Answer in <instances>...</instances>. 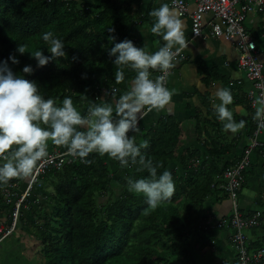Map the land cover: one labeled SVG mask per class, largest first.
Returning a JSON list of instances; mask_svg holds the SVG:
<instances>
[{"label":"trees","instance_id":"16d2710c","mask_svg":"<svg viewBox=\"0 0 264 264\" xmlns=\"http://www.w3.org/2000/svg\"><path fill=\"white\" fill-rule=\"evenodd\" d=\"M140 1L0 0V60L15 55L20 63L10 65L12 70L19 74L30 65L32 73L23 75L37 83L45 99L56 98L57 105H61L66 96L71 97L74 107L85 109L86 115L89 99L100 100L102 91L110 93L111 89L121 88L136 74L127 66L115 64L109 50L116 42L131 40L128 26L144 20L139 14ZM47 31L64 42L66 56L38 67L28 52L42 49L50 55L49 45L42 40V33ZM132 42L146 51L142 43ZM21 46L26 53L16 51ZM117 71L125 73L123 82L116 81ZM249 126L247 134L251 133ZM129 135L137 144L148 142L141 152L154 165H160L158 174L164 170L172 173L175 191L170 200L152 208L146 197L128 190L129 178L148 176L139 163H130L120 180L114 182L106 154L90 153V163L72 156L59 172L51 170L46 175L42 184L44 201L34 204L33 194L27 209L20 210L14 231L5 238L0 234V244L21 237V246L30 251L24 242L38 243L39 248L33 249L35 264H192V256L202 255V250L193 251L190 237L200 227L203 204L216 192L210 190V184L226 169L221 157L230 147L225 143L224 147L204 150L209 160L203 161L196 172L186 160L198 159L200 153L184 152L182 176L170 167L180 144L181 129L176 119L159 118L149 129ZM65 149L60 146L59 150ZM24 181L25 177H20L9 182ZM4 185L0 184V225L8 227L14 206L5 204L1 196ZM114 188H121V193ZM100 198L106 199L103 206L96 201ZM262 246L261 241L252 245Z\"/></svg>","mask_w":264,"mask_h":264},{"label":"clouds","instance_id":"9594fccd","mask_svg":"<svg viewBox=\"0 0 264 264\" xmlns=\"http://www.w3.org/2000/svg\"><path fill=\"white\" fill-rule=\"evenodd\" d=\"M150 15L155 17L151 32L157 36H161L166 41L162 47L153 53H149L143 48L135 46L131 40L125 39L114 43L109 50V55L115 57L113 61L115 64L127 66L135 70L136 73L131 80L130 91L121 95L115 105V112L119 117L118 119L114 118L113 105L106 102L91 104L86 115H82L74 107L71 97L66 96L62 104L57 105L56 98L50 97L45 99L38 91L37 83L25 78L23 74H30L33 71L30 65H25L21 69V73L18 74L10 66L20 63L15 55L9 54L6 59L0 60V184H5L1 191V196L5 204L6 198L3 195L5 187L8 184H17L19 190L22 191L29 177L35 179L33 173L38 162L46 158L48 152L54 150L60 153L68 151L72 156L79 157L84 163H90L87 157L93 152L100 155L106 154L109 158L118 161L121 167H127L130 163H139L143 169L147 170L148 176L139 179L129 178L127 181L128 190L136 194H142L146 197L148 205L152 208H156L162 202L171 199L175 191L172 173L164 170L161 174H158L157 169L160 165H154L152 160L146 159L145 155L141 152L142 148L148 146V142L145 140L137 144L135 137L129 135L139 130V116L144 114L145 109L147 111L163 109L171 103L174 90L166 87V76L169 75L168 70L170 69L171 71V68L174 67L177 53L187 47L183 31L184 25L179 18L178 12L174 8H170L168 3H163L160 7L153 9ZM109 31L112 32L114 29H109ZM110 39L114 41L115 37H110ZM42 40L49 45L48 52H50V55H45L42 49L28 52L29 57L36 61L38 67H43L56 58L66 56L64 42L56 38L52 31L43 32ZM175 45H179V48L173 51ZM16 51L19 54L26 53L22 46L17 47ZM157 69L161 72V75H156L153 79L152 71L150 70ZM115 79L117 82H123L125 80V73L123 71H117L115 73ZM250 94L255 95V93ZM214 95L219 103H213V109L217 114V118L223 123L221 125L219 124L217 118L213 116L209 108L208 113H211V116L216 121L209 118L207 125L210 126L214 122L216 126L223 125L226 131L232 133L242 129L245 121H235L233 112L228 107L233 103L231 91L228 88H217ZM249 101L251 103L250 99ZM250 107L252 109L254 107L256 108V110L254 109L256 111V119L255 123L251 124L252 129L250 134H247L244 129V137L247 140L255 139L258 142V139H260L258 137L262 135L264 129V94L258 96L256 98V104L251 103ZM216 129L218 133H221L220 127H216ZM246 135L249 137H246ZM219 136L214 131V136H211V144L208 147H203L201 150H195L200 153L201 157L186 160L195 172L198 171L203 161L209 160L205 156L204 150L211 149L213 146L224 147L225 142H220ZM49 141L54 145L64 146L66 149L62 151L59 149L48 150ZM181 141L180 135L179 148L174 153L175 160L170 164V167L180 175L183 172L180 166L182 155L186 152H182L181 150ZM249 145V143H245L244 148H242L237 158L229 162L232 163L231 165L224 161L226 158L225 154L230 149L222 155L221 165L226 166V169L221 176H217L210 184V190L212 192L216 191L212 195L220 194L226 198L222 190L215 188V190H212L211 185L222 183L221 179H223L224 173L235 168L242 158L243 151L248 149ZM258 146L251 150L250 164L243 172V183L238 192V196L245 184V174L251 167L253 158L255 157V151L259 148ZM46 175H49V173ZM20 177H25L23 184L9 182L12 178ZM45 177L40 180L39 187L35 186L34 190L30 192V197L24 203L25 208L24 206H20V210L27 209L29 200L33 194L35 198L33 201L34 204H38L39 201H44L42 198L45 187L42 184L46 179ZM114 189L117 192V188ZM105 200V198H100L96 201H98L99 206H103ZM13 206L12 213L15 211V205ZM255 213L261 214L259 225L250 230L260 234L250 238L246 236L247 233L245 231V236L251 242V247L255 242H262L263 246L260 248L252 247L254 250L264 248V234L260 232V229L262 230L261 225H264V212L254 211L243 213L249 216ZM227 216L228 214L220 220L227 218ZM220 220L216 228L225 230L218 227ZM200 222L203 223L202 218ZM15 226H11V221L8 227L3 226L4 229L0 231L2 238L10 235L14 231ZM203 242V245L192 244L193 251L202 250V255H198L199 264L201 258H207L212 254L217 240L209 241L205 238ZM225 263L216 258H211L204 262V264ZM192 264H194L193 261ZM256 264H264V261Z\"/></svg>","mask_w":264,"mask_h":264},{"label":"crops","instance_id":"0c3cea01","mask_svg":"<svg viewBox=\"0 0 264 264\" xmlns=\"http://www.w3.org/2000/svg\"><path fill=\"white\" fill-rule=\"evenodd\" d=\"M140 2L139 14L144 20L128 26L127 35L132 41L142 43L146 47V52L153 53L162 47L166 41L161 36L151 32L155 17L151 16L150 12L163 3H168L170 6V2L168 0H141ZM188 3L192 9V0H189ZM180 19L184 25L183 31L187 47L179 51V55L175 57L174 67L171 68L167 76V87L174 90L172 101L163 109L151 111L145 109L144 114L139 116L137 133L157 124L159 118L172 117L179 122L182 152L208 147L211 144V136H214V131H217L214 122L210 126L207 125L209 118H211L208 108L217 118L213 103H219V101L215 98L214 93L217 88H228L233 95V103L228 107L233 112L234 120L237 122L245 121L244 127L239 131L228 132L232 136L230 143L227 140L229 134L223 131V125L220 126L221 133L227 136L222 137L220 135L219 141L228 143L225 147H230V151L225 154L224 161L231 165L232 163L229 162L237 158L245 143H251L244 136L247 126L250 125L249 129L251 130V124L255 123L256 119V108L254 107V110L250 107L251 103L256 104V98H253L251 103L248 99L250 93H255L253 83L247 79L244 70L238 67L236 54L228 44L213 39H192L189 19ZM246 28L256 43L257 61L261 64L264 73V13L249 17L246 21ZM176 48H179V45H175L173 51ZM150 71H152V78L154 79L158 72L157 70ZM122 86L111 89L110 93L102 91L100 100L91 98L88 102L90 104L110 103L113 105L115 117V105L121 95L130 91L131 80L128 83L123 82ZM77 110L84 115L85 109ZM217 121L220 125L223 123L218 118ZM258 138H260L258 139L259 148L255 151L251 167L245 174V184L239 194L240 209L243 213L264 212V200H261L264 199V129ZM51 149H60V146L52 143L48 150ZM107 159L112 164L111 178L116 182L120 180L121 173L125 171L126 167L119 166V162L114 159L109 157ZM117 192L120 194L121 188H117ZM225 215H227V208L225 198L222 195H212L203 204L201 215L203 223L200 222V228L204 232L203 240L206 238L209 241H215L216 239L217 243L212 254L207 258H201L200 264H204L211 258L224 261L225 264H233L234 251L230 249L227 232L216 228L218 221ZM260 232L264 234V228L260 229ZM259 234L253 231V237Z\"/></svg>","mask_w":264,"mask_h":264},{"label":"built area","instance_id":"2783aa9c","mask_svg":"<svg viewBox=\"0 0 264 264\" xmlns=\"http://www.w3.org/2000/svg\"><path fill=\"white\" fill-rule=\"evenodd\" d=\"M168 1L171 8L178 12L179 18L189 19L192 39L218 40L228 44L234 50L238 67L244 70L247 79L254 86L255 95L249 94L248 99L252 100L264 94V73L261 64L257 61L256 43L246 28L249 17L264 13V0H192V9L188 3L189 0ZM169 72L170 69L168 74ZM159 75L161 72L157 74ZM250 141L248 149L243 151L242 158L235 168L224 173L222 183L211 185L212 190L218 189L224 192L225 202L230 205L227 218L220 220L218 227L227 232V239L234 251L233 264H256L264 261V248L254 250L245 236V231L259 225L261 214L244 215L240 209L238 196L243 183V172L250 164L251 150L258 146L255 139ZM71 157L68 151L48 152L47 157L39 161L34 170L35 179L29 177L22 191L17 184H8L5 187L3 195L6 198V204L15 205V209H20V206L25 208L24 203L30 197L34 187H39L40 180L51 170L60 171ZM14 216L16 217V214ZM15 224L16 221L11 222V226ZM2 229H4L3 226H0V231Z\"/></svg>","mask_w":264,"mask_h":264},{"label":"rangeland","instance_id":"374dc122","mask_svg":"<svg viewBox=\"0 0 264 264\" xmlns=\"http://www.w3.org/2000/svg\"><path fill=\"white\" fill-rule=\"evenodd\" d=\"M224 132L226 134H229L228 133L229 131H226L225 129H224ZM216 133L218 135H221L222 137H225L226 135V134L223 135L222 133H218L217 131ZM230 137L232 136L229 134L227 136L228 143L231 142ZM49 143H51V141L48 142V146H49ZM182 176H183V172H182ZM48 190L51 194H54L53 188H50ZM98 201L101 202L100 200ZM5 222H6V219L5 218L2 219L1 223L4 224ZM246 233L248 234L250 238H253V231L247 230ZM203 235H204V232L201 228H198L197 230L193 231L190 237V243L193 245H203L204 244ZM21 239H22L21 237H19L18 239L9 238L0 244V264H35L34 262H36V259L34 256L35 253H33L34 251L33 249H35L36 247L39 248L40 245L38 243H31V242H29L26 245V242H24L27 248H31L30 251L29 250L26 251L23 249V246H21L19 242V240ZM198 260H199L198 255L192 256V261L197 262Z\"/></svg>","mask_w":264,"mask_h":264},{"label":"bare ground","instance_id":"6f19581e","mask_svg":"<svg viewBox=\"0 0 264 264\" xmlns=\"http://www.w3.org/2000/svg\"><path fill=\"white\" fill-rule=\"evenodd\" d=\"M228 210H229V208H230V205L228 204ZM16 211L15 212H13V213H11L10 215H9V220L11 221V222H14V221H17L18 220V216H19V214H20V209L19 208H16L15 209ZM14 214H16V217L14 216Z\"/></svg>","mask_w":264,"mask_h":264}]
</instances>
